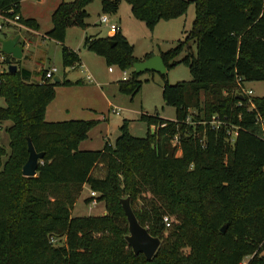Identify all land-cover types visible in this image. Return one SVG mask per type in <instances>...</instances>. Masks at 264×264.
Masks as SVG:
<instances>
[{
	"label": "trees",
	"instance_id": "1",
	"mask_svg": "<svg viewBox=\"0 0 264 264\" xmlns=\"http://www.w3.org/2000/svg\"><path fill=\"white\" fill-rule=\"evenodd\" d=\"M20 1L0 0V14H18ZM91 1H61L45 36L63 44L66 26L82 24ZM99 1L103 14H115L121 0ZM123 1L149 28L194 5L185 37L160 54L167 69L188 39L194 43L195 54L181 60L190 80L169 84L160 74L163 102L175 108V118L143 113L145 136L130 134L123 120L113 143L81 150L96 120L44 118L55 86L70 81H33L34 73L18 66L8 72L3 61L0 122L11 124L9 150L0 144V264H241L246 256L244 264H264V96L236 93L245 81H264V0ZM18 22L38 29L33 18ZM83 46L123 70L141 60L119 29L106 37L86 35ZM61 60L66 67L79 64L65 46ZM137 75L132 68L120 91L138 92ZM214 115L237 127L236 134L212 126ZM175 135L177 146L171 144ZM27 138L43 153L35 176L21 172ZM84 184L96 193L85 202H102L106 214L71 216ZM125 197L139 224L160 241L149 260L125 240Z\"/></svg>",
	"mask_w": 264,
	"mask_h": 264
},
{
	"label": "rangeland",
	"instance_id": "2",
	"mask_svg": "<svg viewBox=\"0 0 264 264\" xmlns=\"http://www.w3.org/2000/svg\"><path fill=\"white\" fill-rule=\"evenodd\" d=\"M60 1L61 0H25L21 5V10L23 11L22 18H33L38 24V29H36L38 32V41L36 43L29 42L27 48H24L25 44L23 45L24 53L23 57L20 58L19 65L31 71L42 68L33 72L34 75L32 80L40 81L44 69L53 67V65L58 69L55 74L60 78L82 77L81 75L83 74L80 68L73 69L70 66H64L62 63V47H69L77 53L78 58L82 61L83 68L85 67L97 82L103 83L106 81L114 83L117 85L120 94L123 95L122 100L124 107L118 106L119 115H115L120 121L115 119V121L111 123V129L113 130L110 135L108 134L111 143H113L119 134V128H117V126L121 125L123 120L127 121L128 132L137 137L145 136L147 131L146 123L140 120V116L143 113L157 114L162 118L173 120L175 118V108L163 102V80L160 73L144 72L138 74L137 79L142 82L141 87L138 92L131 96L121 92L119 89L120 81H122L123 69L116 64H107L103 56L97 55L84 48L83 39L86 35L98 37L109 36L107 25L99 22V17L103 14L99 0H92L86 5V15L82 19V24L66 26L63 44L47 37L43 39L40 36L45 35L46 31L50 29L51 13ZM107 15L117 20L119 31L132 45L133 56L142 60L145 59V55L150 57L166 52L176 45L178 39H183L191 27L192 20L195 16V9L194 5L190 3L184 15L175 20H161L152 28H149L143 21L136 18L131 11L130 5L123 0L119 2L115 14ZM15 27L17 32L23 30V26L18 25ZM7 32L8 28L0 30V38L5 36ZM30 36L35 39L37 37H34V34H30ZM19 43L21 44L20 40ZM189 51L195 54L194 43L190 39H188L181 51L174 56V58L168 60L171 66L166 69L165 75L166 81L169 84H174L178 81H188L192 78L189 68L181 61ZM11 63L18 64V60L12 59ZM109 67L112 69L111 71L108 69ZM131 71L132 68L124 69L128 79L131 77ZM244 88L252 91V95L250 96H264V81H245ZM0 106H5V102L1 97ZM10 124L11 122L8 120L0 122V144L6 151L9 150V139L6 128ZM259 124L261 125V121ZM102 147L103 140L99 148H95L94 150H100ZM90 192L91 190L87 186L81 189L70 210L72 217L106 214L102 202H97L90 207L87 202H85V199L90 196ZM118 223L120 227L123 225L121 221ZM125 224L127 228L126 218ZM117 225L118 224H116V226ZM126 234H128V232ZM260 256L264 258V248L260 252ZM248 258L249 256H246L241 264H244Z\"/></svg>",
	"mask_w": 264,
	"mask_h": 264
},
{
	"label": "crops",
	"instance_id": "3",
	"mask_svg": "<svg viewBox=\"0 0 264 264\" xmlns=\"http://www.w3.org/2000/svg\"><path fill=\"white\" fill-rule=\"evenodd\" d=\"M24 1L25 0H21L19 3L18 14L20 17H22L23 15V11L21 10V5ZM109 19L111 21L116 22L117 27L119 29L117 20L111 16L109 17ZM4 28H8V32L5 36H2V38H11L15 35L19 36L18 43L20 40L21 44L19 43V45L22 51L21 58L23 57V53H24L23 45L25 44L24 48H27L29 42L36 43L38 41L37 30L29 29L23 26L22 28L23 30L16 33L17 29L15 26L4 27ZM108 33L109 35L113 34L109 31ZM30 34L31 35L34 34V37L37 36L36 39L32 38ZM40 36L43 39L46 37L45 35H40ZM16 60H18V64H14V65H16V67L17 66L20 67L19 66L20 58ZM53 67L56 68L55 65H53ZM2 68L3 65H0V70ZM72 68L73 69L80 68V71L83 74L81 75L82 77H76V78L66 77V79L69 80L70 83L58 84V86L57 85L55 86L54 88L55 96L53 100L46 106L44 112V118L46 121H63L69 119L96 120L97 121L96 126L90 130L87 137L84 140L80 141L78 145V148L81 150H94L95 148H99L102 140H103V145L105 141L110 142V139L108 138V134L110 135L111 131L113 130L111 129V123H113L115 119L120 121V119L117 118V116H115V115H119V111L118 113H115L112 111V109H117L118 106L124 107L122 100L123 95L120 94V92L118 91L116 84L106 81L103 83L97 82L94 79V77L88 72V70L85 67L83 68V64L81 60L78 66ZM40 69L42 68H38L33 71H31L30 69L27 70L33 73ZM47 69L49 68H46L44 70ZM57 71L55 73H57ZM54 76H56V74H54ZM119 127L120 125L117 126V128ZM84 186L87 185L84 184L82 188Z\"/></svg>",
	"mask_w": 264,
	"mask_h": 264
},
{
	"label": "water",
	"instance_id": "4",
	"mask_svg": "<svg viewBox=\"0 0 264 264\" xmlns=\"http://www.w3.org/2000/svg\"><path fill=\"white\" fill-rule=\"evenodd\" d=\"M18 35L11 38H0V50L5 55L4 61L7 65L8 72H15L16 65L11 63V58L19 59L22 56L21 47L18 43ZM133 70L137 73L158 72L163 74L166 72V66L161 55H154L142 60H138L132 65ZM53 82L59 83L60 77H53ZM241 98V95H238ZM28 156L24 162L21 172L25 176H35L38 165L43 158L42 152H36L30 139L27 138ZM120 203L127 220L128 234L125 240L131 247L134 254L142 253L146 259H151L154 252L159 246V239L151 236L146 228L141 226L130 206L129 197L121 198ZM224 227H222L223 230Z\"/></svg>",
	"mask_w": 264,
	"mask_h": 264
},
{
	"label": "built area",
	"instance_id": "5",
	"mask_svg": "<svg viewBox=\"0 0 264 264\" xmlns=\"http://www.w3.org/2000/svg\"><path fill=\"white\" fill-rule=\"evenodd\" d=\"M12 11H13V10L10 9V10H8L6 13L0 14V30H1L2 28H4V27H13V26H18V25L21 26L20 23L18 22V19H19V17H20L19 14L16 13V14H14L13 16H9V15L12 13ZM99 22H100V23H103V24H105V25H107V27H108V31L111 32V33H114L115 31L118 30V27H117L116 22L111 21V20L109 19V17H108L107 14H102V15L99 17ZM4 57H5V55H4V54L1 52V50H0V65H2V62L4 61ZM108 69H109L110 71L112 70L110 67H109ZM56 71H57V68H55V67H51V68H49V69H47V70L45 71V73L43 74L42 78H43V79H51V78L54 77V74H55ZM121 79H122V80H127V79H128L127 76L125 75L124 70H123V75H122ZM236 93H237L238 95H241V96L246 95V96L251 97L250 95H252V91H251L250 89L246 90V89L244 88V85H241V84L238 85V88L236 89ZM250 108H251V107H250ZM250 108H249V110H250ZM112 111L115 112V113H118L119 110H117V109H112ZM259 119H260V118L257 117V120H258V121H260ZM185 122H186V123H192V121H191V119H190L189 117H187V118L185 119ZM209 123H210L212 126H214L216 129H217V128H220L221 126H226V127H227V128H226V130H227V134H228L229 136H231V137H233V136L236 134V128H237V127H235L234 125H230V126H228L227 124H225V121H221V120H219V118H218L217 115H216V116H215V115L212 116V117H211V120L209 121ZM171 144H172L173 146H177V145L179 144V142H178V136H177V135H175V136L171 139ZM95 196H96V193H95L94 191H91L89 197L94 198ZM95 203H96L95 200H91V201L88 202L87 204H88V206L90 207V206L95 205ZM163 221H164V223H165L166 226H169V224H170V220H169L168 217H164V218H163Z\"/></svg>",
	"mask_w": 264,
	"mask_h": 264
}]
</instances>
